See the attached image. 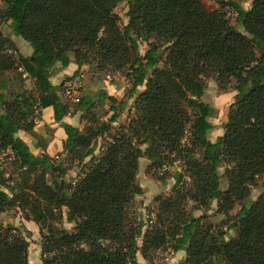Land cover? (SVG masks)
Instances as JSON below:
<instances>
[{
    "label": "trees",
    "instance_id": "1",
    "mask_svg": "<svg viewBox=\"0 0 264 264\" xmlns=\"http://www.w3.org/2000/svg\"><path fill=\"white\" fill-rule=\"evenodd\" d=\"M123 1L128 21L121 28L114 10ZM204 1L0 0V26L32 50L22 55L0 33V154L7 153L15 169L14 177L0 174V213L16 209L39 227L42 264H138V253L150 262L167 245L184 251L177 264H264V191L245 204L264 176V0H215L234 11L241 32ZM139 40L149 42L143 56ZM71 60L77 70L53 86L51 70ZM83 66L128 69L132 86L121 100L103 88L79 98L74 112L88 117L96 102H104L112 113L107 123L79 130L63 122L70 114L64 86ZM210 78L220 91L237 92L215 142L209 140L213 108L201 100ZM128 101L132 118L101 146L98 139H105ZM47 107L66 135L62 154L80 168L72 183L64 180L62 164L34 155L17 136L22 131L37 138L34 118ZM141 158L155 170L181 166L169 195L155 198L158 211L148 222L130 211L142 193L136 182ZM212 202L213 214L223 217L220 225L231 223L224 229L204 223ZM63 218L71 231L57 225ZM21 230L0 224V264H29Z\"/></svg>",
    "mask_w": 264,
    "mask_h": 264
},
{
    "label": "rangeland",
    "instance_id": "2",
    "mask_svg": "<svg viewBox=\"0 0 264 264\" xmlns=\"http://www.w3.org/2000/svg\"><path fill=\"white\" fill-rule=\"evenodd\" d=\"M229 0H225L228 2ZM245 9L250 8L249 1H241L240 2ZM1 5V4H0ZM204 5L207 10H221L226 15V18L229 20L231 25H235L238 31H242L241 28L236 23V15L234 11L223 4H217L215 0H205ZM128 7L126 2L123 1L119 3L114 13L119 17V26L122 28L128 21L126 17V12ZM0 33L3 36H10L11 31L9 28H6L5 24L0 26ZM149 42H142L139 40V49L138 54L139 56H143L145 51L148 49ZM83 73L75 78L72 81L66 82L65 84H70L71 87L65 88L67 85L64 86L65 90H69V94L64 92V98L69 103L70 109L73 110L75 108L77 102L74 99L82 98L87 93L92 94L98 91L101 88H104L107 92H111L108 89V86H114L117 89L119 94H117L118 100L126 94V92L131 89L132 80H131V71L125 69L123 71H107V72H99L97 70H91L88 66H84ZM161 67V66H160ZM206 91L204 97L201 99L204 103L209 104L213 108V116L211 118V123L214 124L213 135L212 139L214 140L216 136L224 132V124L227 121V111L229 106L235 101V96L237 92L233 89V87L229 88L226 91H220L218 89L217 84L215 83L214 79H207L206 80ZM32 82H26L27 90H31ZM139 89H143L140 87ZM138 89V90H139ZM124 98V97H123ZM122 98V99H123ZM131 102H127V106H130ZM95 110L92 111L88 117L85 116L84 110L80 112V129L82 130L85 127H98L102 124H105L109 121L112 113L109 110V107L106 103L101 102L95 103ZM133 116V111L130 109L119 112V118L115 123L108 124L106 128V136L105 139L99 138L98 142L101 146L105 145V142L108 141L114 134L116 133V128L119 125H125L129 122V120ZM40 117H35L34 121L37 123ZM94 123L92 124V122ZM211 132V133H212ZM49 137H52V133L47 134ZM31 151H34L33 146H30ZM145 149V147H143ZM101 148H97L95 154L99 155L101 153ZM36 153V152H34ZM39 156V155H36ZM53 161L55 164H62L64 166V180L66 182L72 183L75 181L77 175L79 174L80 168L76 165L74 161L71 160L69 156L65 153L55 154L53 156ZM86 160L85 162H87ZM181 166L179 163H175L172 167H164L161 170H155L149 168V161L146 158L139 159L138 163V171L136 174V182L142 189V193L139 196H136L134 201L132 202L131 206V214L133 217L137 216L138 219L149 221L154 218L155 214L158 211V203L155 202V198L158 196H167L171 192V187L173 184V173L178 170L180 171ZM0 174L4 175L5 178L7 177H14L15 176V169L10 164V159L6 154H0ZM224 169L219 170L220 175V188L221 190H225L227 188V180L224 177ZM264 191V176L259 178L253 186L250 187V193L248 196V200L245 204H249L248 202L255 201L259 197V195ZM239 204H243L239 203ZM193 206V203H189L187 209L191 210L190 208ZM217 208L216 202H212L211 204V211H209L206 215V219H204L205 224H210L213 226L214 230L224 229L227 225L221 226L219 221L223 220L222 216L213 214V211ZM240 205H236L235 208L230 212L232 218L235 216L236 212L239 210ZM8 212H13L12 214H19V211L16 209L9 210ZM62 212L65 213L66 209H62ZM200 212H194L195 216L200 215ZM22 215V214H21ZM14 217V216H13ZM22 218V217H20ZM7 218L0 216V224L8 225L6 223ZM57 225L61 228L66 229L67 231H71L72 225L68 224L65 219L61 222H58ZM22 237L29 239V232L22 230L19 233ZM228 236L235 237L236 231L229 230ZM41 242V236H40ZM39 242V243H40ZM139 245L141 244V240L138 241ZM41 244V243H40ZM41 248V245H40ZM137 263L138 264H177L185 258L184 251L174 252L172 250V246H165L162 249L154 252L151 256V261H145L142 256L138 253L136 255ZM37 259V258H36ZM41 260V257H40ZM37 263L38 259L36 260ZM36 263V264H37ZM42 264V261H41ZM214 264H223L219 262H215Z\"/></svg>",
    "mask_w": 264,
    "mask_h": 264
},
{
    "label": "crops",
    "instance_id": "3",
    "mask_svg": "<svg viewBox=\"0 0 264 264\" xmlns=\"http://www.w3.org/2000/svg\"><path fill=\"white\" fill-rule=\"evenodd\" d=\"M9 38L15 44L16 48L19 50V52L22 55L24 56L31 55L32 50L24 41H22L19 38H15L12 35H10ZM84 68L85 67L83 66L80 69L81 75L83 73ZM76 70H77V65L73 60H71L69 65L65 68L61 67L60 64H56L55 67L51 70L49 80L53 86H57L61 84L66 78H70ZM108 89H110L111 92H107V93L118 100L117 94H119V92L117 91V89L114 88V86H108ZM143 89H139V91H142ZM130 107L131 105L127 106L126 108L129 110ZM79 117H80V112H76V111L74 112L73 110L70 109V114H68L66 117L63 118V122L71 126L77 127L79 128V130H81L79 126L80 124ZM211 132L209 137V140L211 142H215L217 138L223 135V133H221L218 136H216L215 139L213 140L212 139L213 132L212 133ZM34 133L37 138H34L32 135L22 131H19L17 133V136L28 145L29 149L30 146L31 147L33 146L34 151H31V149L30 151L34 155L40 156L42 154H46L49 157L53 158L55 154L62 153L63 142L66 139V135L64 133V130L59 126V124L55 123L53 109L51 107H47L41 110L40 119L36 123V126L34 128ZM49 133H52V137H49V135H47ZM12 213L13 212L6 211L0 213V216L7 218L6 221L7 224L13 225L15 227H22L24 230L29 232V239L28 238L26 239L28 242V251H27L28 263L36 264L37 263L36 260L38 259L39 263L37 264H41V260H40L41 249L39 243L41 235H40L39 227L32 221H28V220H24L23 218H20L22 217L20 212L19 214H12Z\"/></svg>",
    "mask_w": 264,
    "mask_h": 264
},
{
    "label": "built area",
    "instance_id": "4",
    "mask_svg": "<svg viewBox=\"0 0 264 264\" xmlns=\"http://www.w3.org/2000/svg\"><path fill=\"white\" fill-rule=\"evenodd\" d=\"M18 71H19L20 73H22V78H23V79L28 78V75H27L26 73L23 72L22 68H19ZM65 85H67L65 88H69V87H71V85L68 84V83L65 84ZM65 92H66V94H69V90H65ZM78 100H79V98L74 99V101H76V102H78Z\"/></svg>",
    "mask_w": 264,
    "mask_h": 264
}]
</instances>
